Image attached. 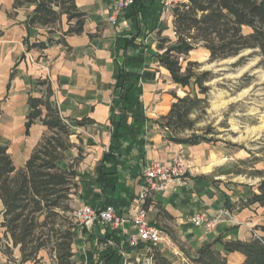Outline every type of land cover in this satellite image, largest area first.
Segmentation results:
<instances>
[{"label":"crops","instance_id":"obj_1","mask_svg":"<svg viewBox=\"0 0 264 264\" xmlns=\"http://www.w3.org/2000/svg\"><path fill=\"white\" fill-rule=\"evenodd\" d=\"M118 1L76 0L87 13L84 34L66 37L68 47L53 43L46 50H29L28 45L51 37L46 29H28L27 20L35 7L15 10V0H0V146L8 148L17 169L25 167L47 133L40 122L27 130L28 100L31 95H44L46 88L37 87L38 80L49 81L52 102L73 128L74 148L61 165L78 162L75 168L82 187L75 199L81 207L97 210L111 204L127 221L116 230L81 226L75 250L85 264L98 261L109 248L127 264L143 258L155 264L154 253L171 264H199L197 252L218 239L250 242L257 228L264 238V208H240L251 193L259 194L257 185L262 181L251 176L254 168L240 165L251 160L250 153L237 151L226 141L193 147L172 144L159 126L172 107L173 94L183 97L190 91L173 84L153 56L161 53L159 39L168 31L167 38L174 39L173 11L164 10L162 0H138L136 8L112 24L109 17ZM53 38L58 41L60 33ZM198 50L209 55L204 48L191 54ZM85 120L84 126L78 125ZM180 153L189 165L183 181L143 199L149 163H169ZM255 168L264 170V159ZM139 208L147 211L149 221L163 233L156 246L128 245L135 234L131 220ZM4 211L0 202L1 221ZM222 211L230 216H223L211 231L192 223L197 213L216 217ZM214 250L226 257V264L245 263L243 254H227L220 243ZM20 261V248H14L0 229V264Z\"/></svg>","mask_w":264,"mask_h":264},{"label":"trees","instance_id":"obj_2","mask_svg":"<svg viewBox=\"0 0 264 264\" xmlns=\"http://www.w3.org/2000/svg\"><path fill=\"white\" fill-rule=\"evenodd\" d=\"M137 1L133 8L137 7ZM34 6L27 20L29 30L41 28L51 36L46 42L28 45V49H48L53 43L68 47L65 38L81 36L85 32L87 13L81 11L76 0H15L14 9ZM130 9V10H131ZM174 39L161 37V53L153 55L159 67L168 71L171 81L180 88L189 89L184 97L173 94L174 102L159 126L164 138L176 145L198 146L211 143L196 134L199 112L208 108L206 96L210 90L206 84L214 80L210 71L198 72L199 62L189 61L192 52L204 48L209 52L210 64L236 58L247 51H255L264 66V0H186L173 11ZM60 33L55 41L53 35ZM92 38V34H90ZM37 87H45L41 98L29 97L30 112L27 130L36 122L47 129L24 168L17 169L8 148L0 146V202L5 211L0 229L9 236L14 248H20L21 264L36 263L39 254L47 251L55 264H85L77 257L74 246L79 243L81 226L75 221L73 197L78 196L81 175L74 164L62 166L67 154L74 148L71 143L72 124L63 118L52 102L53 87L47 80H38ZM199 93V94H198ZM87 120L79 122L84 126ZM188 137H182L185 133ZM253 160V159H252ZM261 159L241 161L243 167L254 168L251 176L260 177L259 194L251 193L241 209L253 206L264 208V170H257ZM111 205V204H109ZM255 229L250 242L216 240L203 246L198 252L199 264H226V257L214 250L220 243L225 252L241 253L244 264H264V238ZM111 233H108V237ZM11 248L6 252L12 255ZM117 251L107 253L92 264H123ZM155 264H171L158 254L152 255ZM78 258V259H77Z\"/></svg>","mask_w":264,"mask_h":264},{"label":"rangeland","instance_id":"obj_3","mask_svg":"<svg viewBox=\"0 0 264 264\" xmlns=\"http://www.w3.org/2000/svg\"><path fill=\"white\" fill-rule=\"evenodd\" d=\"M170 34L168 31L165 37ZM204 53L198 50L189 56V61L202 64L198 72L210 71L214 77L206 84L210 88L208 94L202 96L198 93L201 98H207L208 108L206 112L193 116L199 121L196 134L214 143L226 141L223 143L229 147L244 154L250 153L252 163L254 159H264V66L261 65V58L255 51H247L236 58L210 64L209 55ZM190 134L185 133L182 137ZM74 165L78 162L74 161ZM73 200L74 209L80 208L81 203L75 196ZM86 249H90L89 244ZM33 264L55 262L49 252L42 251ZM132 264L152 262L143 258Z\"/></svg>","mask_w":264,"mask_h":264},{"label":"built area","instance_id":"obj_4","mask_svg":"<svg viewBox=\"0 0 264 264\" xmlns=\"http://www.w3.org/2000/svg\"><path fill=\"white\" fill-rule=\"evenodd\" d=\"M186 3V0H162L164 10H172ZM136 4V0H119L109 21L116 24L119 16L130 10ZM189 171V165L183 155L177 154L169 163L152 161L145 170V186L143 188V199L153 192H163L175 181H183ZM230 216L228 211L220 212L216 217H209L204 213H197L192 223L195 227L213 230L221 218ZM73 217L82 227L92 228L102 225L106 229H119L127 222L113 205H107L102 209L91 206H83L75 209ZM135 234L131 235L128 245L132 248L140 245L156 246L162 241V232L148 219V213L144 208H139L131 220Z\"/></svg>","mask_w":264,"mask_h":264}]
</instances>
